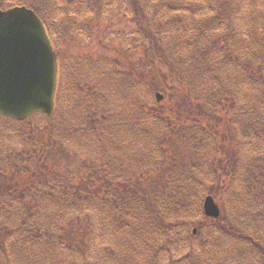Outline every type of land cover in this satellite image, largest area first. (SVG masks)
I'll return each instance as SVG.
<instances>
[{
	"label": "trees",
	"instance_id": "obj_1",
	"mask_svg": "<svg viewBox=\"0 0 264 264\" xmlns=\"http://www.w3.org/2000/svg\"><path fill=\"white\" fill-rule=\"evenodd\" d=\"M2 1L0 0V8H3ZM55 1L60 0H51L49 4L28 0L23 4L10 3L9 6L25 5L32 8L42 19L49 37L54 39L50 23L47 22L48 17L44 14ZM73 1L84 4L86 14L93 13V15H106L112 18L118 15L119 9L125 6L127 0H69L68 2ZM128 1L133 9H127L125 14L134 13L133 17L139 20L140 30L149 40L150 61L157 66L154 65V70L146 75H142L143 72H136L137 77L132 73L120 77L122 97L128 93L123 89L129 87L133 91L137 89V92L132 94L133 97L139 98L144 92L141 86L144 84L149 92L161 91L169 97V100L175 98L178 103L182 96L189 102L198 99L204 106L196 105L197 109L208 118L218 121L213 109L215 99L223 101L227 95H223L226 90L225 81L222 80L224 70L217 64H225L226 59L223 63L217 61L218 47L215 38L207 39L206 31L209 24L212 25L211 21L215 23L217 31H223L224 28L218 25L228 23L232 11L228 10L224 15L217 10L222 8V4H226L228 9L226 1L209 3L208 0H197L204 5L203 8L208 6L210 15L214 14L213 19L209 18L199 27H195L197 24L193 22L186 27L183 25L186 15L190 14L192 20H195L193 15H196L194 11L197 4L192 0ZM260 2V6L264 7V0ZM173 3L177 6H173ZM78 8L80 7L75 9L76 12L82 11ZM151 8L153 11L150 13ZM208 13L204 12L203 16H210ZM255 15L243 11L235 15V20H239H234V27L240 34L254 33V43L249 47V51L244 53L243 50V53L237 57L231 55L234 64L242 62L246 73H250V75L246 74V77L253 92L250 97L251 103L246 107L243 117L241 120L234 118V121L240 129L243 127L242 130L247 134L250 130L255 131L251 136L254 142L260 137L258 130L264 134V40H261L263 36L260 35L261 29H258L261 28L258 19L249 21L250 29L247 22L249 16ZM222 16L224 18L220 19ZM62 25L64 30H67L72 24L62 21ZM226 28H228L227 24ZM213 29L214 27L211 30ZM186 30L189 33L186 34ZM55 40L57 42L56 38ZM108 82L109 75L105 72L99 73L93 80V85L102 84L100 88L90 89L89 94L81 95L76 100L69 98L70 103L75 101V105L71 106V112L68 113L73 119L68 120L66 112L60 113L57 118H54L53 113L36 114L22 122L0 116L1 123L13 122L11 128L6 129L4 133L5 146L9 149L0 146V264L57 263L62 256L59 250L51 245L52 242L46 240L49 238L55 239L60 246L64 243L68 256L74 260H81L84 264L91 255L94 257L116 255L117 248L127 250L133 247L134 256L130 254L128 256L141 257L146 251L142 246L156 248V240L160 239L161 232H166L168 226L172 225L165 219L166 216L171 220H181V224L187 223L185 215L189 211L185 209V198H178V195H173V191L169 190L168 199L163 201L166 194L165 186L157 181L164 160L169 161V166L177 168L179 162L185 159L181 155L176 157L174 154H168L164 144L162 146L163 142H167L176 134L184 138L180 133H173L170 137L168 132L179 129L182 135L187 136L189 134L187 131L190 129L198 130V120L192 117L193 113L184 116V110L180 109L179 104L178 110L170 109L166 112L159 111L158 105L154 102L146 108L148 103L145 100L136 101L139 108L146 113L147 122L152 119L161 120L163 127L154 133L152 127L139 124L140 117L132 118L125 115L124 112L129 109L127 105L118 114L111 112ZM103 85L107 91L101 88ZM216 85L218 87H215ZM170 89L174 90L173 93ZM218 93L219 96L216 97ZM258 96V100H255ZM190 113L191 111L187 112ZM36 117L46 119L45 126L39 128V137L38 134L28 132L26 127V123ZM116 120L119 121L120 128L126 131V136H140L151 144V146L138 147L133 152L138 168L145 165L144 161L150 160L153 154L150 150H141L142 148L153 150L162 146L161 159L157 155L153 157L156 167L146 170L137 169L133 172V169H128L124 165L123 170L113 171L116 165L110 163L113 159L110 152L117 150V138L122 136L119 131L114 132L112 128V123ZM185 121H188L187 124L184 123ZM223 130L224 128L221 127V131ZM55 133L58 138L74 146L75 155L70 157L62 144L50 140ZM145 133L147 135H144ZM185 141L191 142L196 147L199 146L190 139L186 138ZM9 142L13 143V146L9 147ZM127 144L131 146L128 139ZM171 144L176 145L173 141ZM221 149L225 150L222 146ZM233 155L236 158L235 153ZM93 156L97 163L93 161ZM65 157L72 160L71 167L62 165ZM103 158L105 162H102ZM258 161L259 164L253 161L247 168L248 176L244 179H249V182L240 184L252 188L254 195L257 189L264 186L261 181L263 172L261 165L264 163V158ZM105 167L110 168L113 173ZM216 171L217 167H213V175ZM217 176L218 182L222 181L223 175ZM221 186L223 185H219L218 188ZM189 190L193 192L195 187L190 185ZM172 201L180 202L181 206L176 208ZM256 208L250 204L245 218L252 217ZM182 213L184 215L180 217ZM221 221L224 223L223 226L229 227L222 231L229 233L230 237L242 242H246L245 239L250 240V244L253 245L250 246L252 251L258 246V236H264V226L261 227L264 223L262 213L256 214L250 220L254 225L247 231L244 227L242 229V225L234 224L229 219L222 218ZM93 222L95 224H92ZM249 236H253L254 240ZM100 242H106L105 253L101 252ZM48 243L50 247L47 246ZM262 251L264 252V246ZM146 253L149 255L148 261H151L154 252L146 251ZM93 262L95 259L91 263ZM255 264H259V261Z\"/></svg>",
	"mask_w": 264,
	"mask_h": 264
},
{
	"label": "rangeland",
	"instance_id": "obj_2",
	"mask_svg": "<svg viewBox=\"0 0 264 264\" xmlns=\"http://www.w3.org/2000/svg\"><path fill=\"white\" fill-rule=\"evenodd\" d=\"M27 1L3 0L2 5L3 8H8L10 3L23 4ZM30 1L51 3V0ZM68 1L53 2L44 14L48 17L47 22L50 23L54 38L57 39V42L54 43V48L58 54V89L53 111L54 118H57L60 113L66 112L67 119H73L68 113L71 112V106L75 101L70 103L69 98L76 100L81 95L89 94L90 89L100 88L102 84L93 85V80L99 73L105 72L109 75L107 88L110 92L111 112L118 114L127 105L130 110L127 109L124 112L126 116L132 118L140 117V125L144 124V127H152L154 133L160 131L159 128L163 127L161 120L152 119L147 122L146 113L136 103V101L143 102L145 100L148 103L146 108H148L151 105L150 103L155 101L154 92H149L147 86L143 84L141 86L144 92L137 86L143 93L139 98L133 97L132 94L137 92V89L133 91L132 88L125 87L123 90L128 93L124 97H122L121 93L120 77L129 76L130 73L137 77L136 72H143L142 75L149 74L154 70L155 65L150 61L149 40L146 38L145 33L140 30L139 20L133 17L134 13L125 14L127 9H133L131 3L127 0L125 6L119 9L118 15L110 18L106 15L86 14L84 4L77 1ZM172 1L176 2V0ZM192 1L197 4L194 11L197 17L193 15L195 20H192L190 14L186 15L183 21L185 27L191 25L192 22L197 24L195 27H199L203 22H207L209 18H214V14L210 15L208 13V6L203 8L204 5L200 1ZM218 1L208 0L209 3H223L226 1L228 9L226 4H222V8L217 10L218 13L225 15L228 10L232 11L229 18L231 23L218 25V27L224 28L222 32L216 30L215 23L212 21V25L209 24L206 31L207 39L215 38V43L218 47L216 49L217 61L223 63V60L226 59L225 64H217L224 70L222 80L225 81L226 90L223 95H227V98L223 101L215 99L213 109L218 121L208 118L197 109L196 105L204 106L198 99L189 102L187 99L184 100L182 96L178 103L175 98L169 100V97L160 91L164 94L165 101L156 104L154 102L155 105H158L157 109L159 111L166 112L170 109L178 110L179 104L180 109L184 110V116H190L193 113L192 117L198 120V130L190 129L187 131L189 132L187 136L182 135V131L179 129L168 132L170 137L173 136V133H180L181 136L194 141L199 146L196 147L191 142H183L188 143V146H183L181 149L182 143L180 141H176V145H169L163 142L162 146L164 144L168 154L180 153L181 155L183 153L185 159L179 162L177 168L169 166V161L164 160L160 166L157 181L165 186L166 194L163 197V201L168 199L169 193L167 192L169 190L173 191V195H178V198H185V209L189 211L185 215L187 223L181 224V220H171L168 216L165 217L172 225L168 226L166 232H161L160 239L156 240V248L152 246L151 248L148 245H146V248L142 246L143 250L154 252V258L151 261H148L149 255L146 251L142 253L141 257H128V254L134 256L133 251L135 249L130 247L131 249H127L129 252H126V249L117 248V254L109 257L103 255L94 257L91 255L86 260V264H255L257 261H259V264H264V252L262 251L264 236H258V246L253 248L254 251H252L250 248L253 245L250 244V240L245 239L246 242H242L230 237L229 233L222 231L229 227L223 226L224 223L221 221L222 218L229 219L234 224L242 225V229L244 227L247 231L250 226L254 225V222L250 220L258 213L264 214V186L257 189V193L254 195L251 191L252 188L240 185L244 184V182H249V179H244L248 176V166L253 161L259 164L260 161L258 160L264 158V134L258 130L257 133L260 134V137L256 138L257 141L254 142V138H251V136L255 134V131L250 130L247 134L242 130L243 127L240 129V126L234 121V118L241 120L243 117L246 107L251 103L252 99L250 97L253 92L250 90L251 85L246 77V74L250 75V73H246L243 63L234 64L231 61V55L237 57L243 53V50L244 53L249 51V47H252L254 43V33L249 32V35L240 34L239 30L234 27L235 15L242 11L256 14L247 18L248 28L250 29L251 27L250 22L258 19L257 22L261 27L258 29H261L260 35L263 36L261 40H264V7L260 6L261 2L259 0ZM203 2L205 4V1ZM173 6L177 5L173 3ZM77 7H80L78 9H82V11L76 12L75 9ZM54 9L56 10L55 12ZM152 11L153 9L151 8L150 13ZM204 12H207L210 16H203ZM223 18V16L220 17V19ZM62 21L71 22L72 25L67 30H64ZM226 24L228 28H226ZM213 27L214 29L211 30ZM188 67L193 68L194 66L188 65ZM225 71L228 73H225ZM215 87L218 86L216 85ZM101 88L106 90L105 85ZM173 91L170 89L171 93ZM217 96H219V93ZM258 98L259 96L255 100H258ZM189 111L191 113L187 114ZM166 121L168 120L166 119ZM187 122L185 121L184 123L187 124ZM11 123L13 122H0V146L3 149H9L5 146L6 138L4 133L6 129L11 128ZM45 124L46 119L36 117L31 122L26 123L27 131L37 135L40 131L39 128L44 127ZM150 124H153V126H150ZM221 127L224 128L223 131H221ZM112 128L115 130L114 132L119 131L122 134V136L120 135L117 138V150L109 151L113 156L110 163L116 165L113 171L123 170L124 165L128 169H133V172L137 169L146 170L156 167L153 157L157 155L161 159L162 146L153 150L142 148L141 150H150L153 154L150 160L144 161L145 165L138 168L133 152L138 147L151 146V144L145 142L140 136H126V131L120 128L118 120L113 121ZM144 135H147V133ZM224 136L225 138H223ZM127 139L130 141L131 146H128ZM44 140H47L46 137H44ZM50 140L62 144L70 157L75 155L76 149L74 146L69 145L62 138H58L57 133ZM231 140L233 141L231 142ZM8 146H13V143L9 142ZM103 146L107 148L105 144ZM221 146L225 148L224 151H222ZM234 153L236 158H234ZM71 161L65 157L62 160L63 163H61L71 167ZM89 161L91 162V160ZM93 161L97 163L95 156H93ZM102 162H105L104 158ZM213 167H217L215 175L212 173ZM261 167L263 169L261 181L264 184V163ZM105 168L113 173L110 168ZM219 174L223 175L220 182H218L219 177L217 176ZM61 181L62 179L59 182ZM170 182L171 185H169ZM190 185L195 187L193 192L189 190ZM219 185L223 186L218 188ZM206 195L212 196L218 202L220 209L219 220L204 216L202 202ZM172 203L176 208L181 206L180 202L175 203L172 201ZM250 204L257 207L256 211L252 214V217L245 218L250 209ZM182 215L184 213L180 217ZM177 216L179 218L178 214ZM92 224H95V222ZM263 226L264 223H262L261 227ZM45 236L48 235L45 234ZM249 237L254 240L253 236ZM46 240L52 242L51 245L59 250L62 256L55 264H84L81 260H74L68 256L64 243L60 246L55 239L49 238ZM100 243L101 252L105 253L106 242ZM146 244L148 243L146 242ZM47 246L50 247V244L48 243ZM94 259L95 262L91 263Z\"/></svg>",
	"mask_w": 264,
	"mask_h": 264
},
{
	"label": "water",
	"instance_id": "obj_3",
	"mask_svg": "<svg viewBox=\"0 0 264 264\" xmlns=\"http://www.w3.org/2000/svg\"><path fill=\"white\" fill-rule=\"evenodd\" d=\"M56 78V54L39 17L25 6L0 9V114L22 120L36 112L50 113ZM203 211L209 217L219 215L210 196Z\"/></svg>",
	"mask_w": 264,
	"mask_h": 264
}]
</instances>
